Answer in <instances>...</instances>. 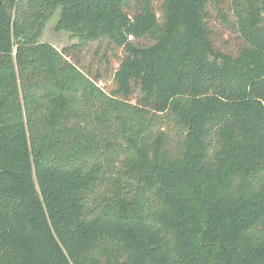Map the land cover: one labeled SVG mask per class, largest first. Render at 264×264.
I'll list each match as a JSON object with an SVG mask.
<instances>
[{"label":"trees","instance_id":"obj_1","mask_svg":"<svg viewBox=\"0 0 264 264\" xmlns=\"http://www.w3.org/2000/svg\"><path fill=\"white\" fill-rule=\"evenodd\" d=\"M0 264H264V0H0Z\"/></svg>","mask_w":264,"mask_h":264},{"label":"rangeland","instance_id":"obj_2","mask_svg":"<svg viewBox=\"0 0 264 264\" xmlns=\"http://www.w3.org/2000/svg\"><path fill=\"white\" fill-rule=\"evenodd\" d=\"M59 17V11L57 10L50 20L47 22L42 34V41H45L53 45L56 49L60 50L63 46L75 41L70 34L66 31H57L55 24Z\"/></svg>","mask_w":264,"mask_h":264}]
</instances>
